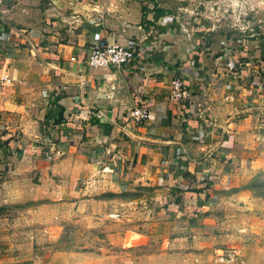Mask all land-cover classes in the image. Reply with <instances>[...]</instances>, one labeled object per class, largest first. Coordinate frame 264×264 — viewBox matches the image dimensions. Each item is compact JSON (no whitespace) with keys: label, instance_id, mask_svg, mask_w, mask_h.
Returning <instances> with one entry per match:
<instances>
[{"label":"crops","instance_id":"crops-1","mask_svg":"<svg viewBox=\"0 0 264 264\" xmlns=\"http://www.w3.org/2000/svg\"><path fill=\"white\" fill-rule=\"evenodd\" d=\"M199 1L0 0V264H219L211 212L264 102V41L237 47ZM94 34L141 69L87 67ZM174 77L190 103L168 101Z\"/></svg>","mask_w":264,"mask_h":264},{"label":"rangeland","instance_id":"rangeland-1","mask_svg":"<svg viewBox=\"0 0 264 264\" xmlns=\"http://www.w3.org/2000/svg\"><path fill=\"white\" fill-rule=\"evenodd\" d=\"M212 1L215 12H219L215 23L221 27L217 32L228 31L231 37L239 35L237 38L245 41H264V0H231L234 7L225 6L223 0ZM202 2L206 1L200 0L197 8ZM233 22L238 28L228 27ZM248 131L249 139L243 143L246 148L235 153L234 171L224 196L211 212L217 223L214 236L223 249L215 258L239 248H264V102Z\"/></svg>","mask_w":264,"mask_h":264},{"label":"built area","instance_id":"built-area-1","mask_svg":"<svg viewBox=\"0 0 264 264\" xmlns=\"http://www.w3.org/2000/svg\"><path fill=\"white\" fill-rule=\"evenodd\" d=\"M100 21V16L91 17L88 20L89 24H95ZM245 41L242 38L235 40L237 47L242 48ZM140 54L134 44L126 46L104 45L100 41L98 34H94L89 45L88 55L85 60L87 67L91 69L113 68L119 70L121 68H136L141 69L139 63ZM240 63H235L227 60L225 63L226 70L234 73L236 68L241 67ZM9 83V77L4 69H0V88ZM190 81L182 77H174L169 83L168 101L172 104H185L191 102L190 96ZM127 121L134 125L146 122L149 118V111L145 106H137L128 109L125 112ZM39 151L35 147H29V153L36 154ZM55 154H57L55 152ZM234 259V254L227 253L226 255L219 254L215 258V262L223 264Z\"/></svg>","mask_w":264,"mask_h":264},{"label":"water","instance_id":"water-1","mask_svg":"<svg viewBox=\"0 0 264 264\" xmlns=\"http://www.w3.org/2000/svg\"><path fill=\"white\" fill-rule=\"evenodd\" d=\"M116 81V80H115ZM118 82H116V85H117V88L121 91V90H123V93H124V95L126 96V90L124 89L125 87H124V84H123V81L121 80V79H118L117 80ZM105 85H103L101 88H99L98 89V93H100L101 95H103L102 97H112V94H110V96H104V94H105V92H106V90H105Z\"/></svg>","mask_w":264,"mask_h":264},{"label":"trees","instance_id":"trees-1","mask_svg":"<svg viewBox=\"0 0 264 264\" xmlns=\"http://www.w3.org/2000/svg\"><path fill=\"white\" fill-rule=\"evenodd\" d=\"M47 120V116H45V121ZM196 196L198 195V191L197 190H194L193 192Z\"/></svg>","mask_w":264,"mask_h":264}]
</instances>
